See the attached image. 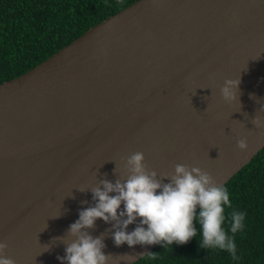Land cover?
<instances>
[{"label":"water","instance_id":"1","mask_svg":"<svg viewBox=\"0 0 264 264\" xmlns=\"http://www.w3.org/2000/svg\"><path fill=\"white\" fill-rule=\"evenodd\" d=\"M228 79H240L241 106L222 98ZM262 107L264 0H138L110 16L0 84L7 256L61 264L69 226L94 206L89 189L101 179L115 183L121 158L134 152L158 174L185 164L225 186L264 148V127L251 122L256 115L264 122ZM111 228L98 219L89 230L104 234L109 264H129L120 256L159 246L117 247Z\"/></svg>","mask_w":264,"mask_h":264},{"label":"clouds","instance_id":"2","mask_svg":"<svg viewBox=\"0 0 264 264\" xmlns=\"http://www.w3.org/2000/svg\"><path fill=\"white\" fill-rule=\"evenodd\" d=\"M239 84L240 79L224 82L220 92L226 102L240 104ZM250 98L255 97L250 95ZM259 111H264V107ZM251 122L256 128L264 127L259 115ZM237 148L246 149L247 138L238 140ZM121 162L124 174L118 177L115 167V183L101 179L89 189L94 206L79 211V219L69 226L65 235L71 240L63 243L65 255L57 257L61 264H109L112 255L103 251L104 234L93 237L89 231L95 228L98 219L111 224L109 231L115 246L127 244L130 248L185 245L197 235L195 223L198 222L202 230L201 248L227 251L237 259L235 234L243 229L245 214L226 213L225 206L232 208L229 193L208 171L176 164L173 171L158 174L145 163L142 152L122 157ZM134 223L136 227L129 232V225ZM65 235L54 239L63 240ZM7 249L8 244L0 242V264H15L7 256ZM137 256L155 259L156 253L124 254L120 258L132 264Z\"/></svg>","mask_w":264,"mask_h":264},{"label":"trees","instance_id":"3","mask_svg":"<svg viewBox=\"0 0 264 264\" xmlns=\"http://www.w3.org/2000/svg\"><path fill=\"white\" fill-rule=\"evenodd\" d=\"M138 0H0V84L35 68L95 25ZM231 211L245 214L235 234L237 259L200 247L202 230L185 245L157 246L135 264H264V148L225 186ZM231 234V233H229Z\"/></svg>","mask_w":264,"mask_h":264}]
</instances>
